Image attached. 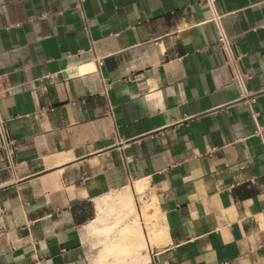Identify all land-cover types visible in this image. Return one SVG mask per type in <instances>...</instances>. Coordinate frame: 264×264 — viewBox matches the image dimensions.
I'll list each match as a JSON object with an SVG mask.
<instances>
[{"label":"crops","instance_id":"obj_1","mask_svg":"<svg viewBox=\"0 0 264 264\" xmlns=\"http://www.w3.org/2000/svg\"><path fill=\"white\" fill-rule=\"evenodd\" d=\"M0 97V264H93L138 182L141 264H264V0H0Z\"/></svg>","mask_w":264,"mask_h":264},{"label":"bare ground","instance_id":"obj_2","mask_svg":"<svg viewBox=\"0 0 264 264\" xmlns=\"http://www.w3.org/2000/svg\"><path fill=\"white\" fill-rule=\"evenodd\" d=\"M147 191V186L138 182L132 187V192L112 193L99 200L97 218L84 229L88 235L103 237L102 248L96 258L99 264L110 258L121 264H141L148 261L146 257L138 256L146 248L149 238L142 231L144 214L139 212L136 203L147 196ZM143 211H146V207H143ZM151 233L150 239H155L156 233Z\"/></svg>","mask_w":264,"mask_h":264},{"label":"built area","instance_id":"obj_3","mask_svg":"<svg viewBox=\"0 0 264 264\" xmlns=\"http://www.w3.org/2000/svg\"><path fill=\"white\" fill-rule=\"evenodd\" d=\"M204 1L208 4L211 10L215 9L216 0H204ZM213 21L218 31V46H219L220 54L224 59L225 64L229 65V67L231 68L232 63L230 64V62L236 63L234 61L235 60L234 46L225 31V28L222 23V17L215 14L213 17ZM236 76H237L236 78L239 81L241 79L240 75H236ZM12 147H14V144L10 139L9 132L6 129L4 120L1 118V114H0V161L3 162L6 161L7 159L11 160Z\"/></svg>","mask_w":264,"mask_h":264},{"label":"rangeland","instance_id":"obj_4","mask_svg":"<svg viewBox=\"0 0 264 264\" xmlns=\"http://www.w3.org/2000/svg\"><path fill=\"white\" fill-rule=\"evenodd\" d=\"M125 193V192H132V188L131 187H128L127 189H125V190H120V191H117V192H114V193ZM146 197V198H145ZM144 197V199L143 200H137L136 201V203L138 204L137 206L139 207V212H141L142 211V215L144 214V225H142V231L144 232V233H146V234H148V238H149V233L150 234H152L151 232H153V231H156V225H157V223L159 222V220H158V213H157V211L154 209V205H153V201L151 202L150 201V198L148 197V196H145ZM137 198V197H136ZM147 198H148V200H147ZM103 199V198H102ZM101 199V200H102ZM144 201V202H143ZM149 201V202H148ZM138 202H140V203H138ZM148 202V203H147ZM151 202V203H150ZM148 205V206H147ZM98 206H99V203L97 204V208H98ZM143 207H146V211H143ZM98 212V211H97ZM98 214V213H97ZM137 215V214H136ZM96 218H97V215H96ZM112 220V219H111ZM110 220V221H111ZM109 221V222H110ZM89 225V224H88ZM87 225V226H88ZM151 230V231H150ZM96 239L94 240V244H92V246L93 247H91V249L92 248H94L93 250H94V252H92L93 254H92V257H94L93 258V260H92V262H93V264H99L97 261H96V258H97V253H98V251H100V249L102 248V240H103V237H101L100 235H95L94 236ZM85 239H86V237H85ZM156 239H152V240H150L151 241V243L153 244V243H155L154 241H155ZM143 254H145V253H143V252H139L138 253V256H140V257H142V256H145V255H143ZM91 256V255H90ZM103 264H121V263H118V262H114L113 261V259H108V260H106V261H104L103 262Z\"/></svg>","mask_w":264,"mask_h":264}]
</instances>
